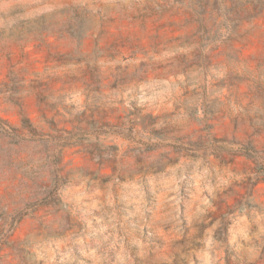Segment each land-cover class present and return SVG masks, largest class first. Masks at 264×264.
Returning <instances> with one entry per match:
<instances>
[{
  "label": "clouds",
  "instance_id": "clouds-1",
  "mask_svg": "<svg viewBox=\"0 0 264 264\" xmlns=\"http://www.w3.org/2000/svg\"><path fill=\"white\" fill-rule=\"evenodd\" d=\"M216 2L28 0L44 27L0 41V264H264V16L234 44Z\"/></svg>",
  "mask_w": 264,
  "mask_h": 264
},
{
  "label": "rangeland",
  "instance_id": "rangeland-1",
  "mask_svg": "<svg viewBox=\"0 0 264 264\" xmlns=\"http://www.w3.org/2000/svg\"><path fill=\"white\" fill-rule=\"evenodd\" d=\"M27 2L28 0H0V41L12 38L21 39L25 34L40 31L44 27L46 22L43 18H41V21L23 19ZM176 2L181 3L183 0H176ZM227 2L230 5L229 9H232V11H230L231 14L233 10L237 9L241 4L240 0H227ZM195 3L202 9H207L209 6L213 9L217 7L216 0H195ZM71 11L72 18L65 26L64 31L70 39L78 42L83 41L84 33L88 26L86 13L84 10L79 9V7H75ZM261 16H264V11L257 17ZM141 20L143 23L146 18H141ZM250 20L251 19H246L237 22L232 14L234 36L231 39L234 44L243 45V43L248 39V34L241 32L240 28L244 23ZM165 27H172V23H162L159 25L160 29ZM202 31L204 36L207 37L208 29L206 26L202 25ZM101 35H103V33ZM111 47H116V43L113 42ZM212 222L214 223L215 221L213 220Z\"/></svg>",
  "mask_w": 264,
  "mask_h": 264
},
{
  "label": "trees",
  "instance_id": "trees-1",
  "mask_svg": "<svg viewBox=\"0 0 264 264\" xmlns=\"http://www.w3.org/2000/svg\"><path fill=\"white\" fill-rule=\"evenodd\" d=\"M241 4L232 14L237 22L253 19L264 11V0H240ZM232 9H229V12Z\"/></svg>",
  "mask_w": 264,
  "mask_h": 264
}]
</instances>
